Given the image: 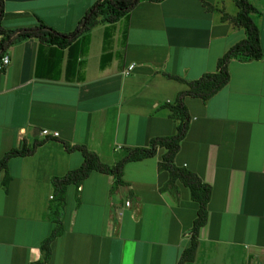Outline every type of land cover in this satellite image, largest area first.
Masks as SVG:
<instances>
[{
    "label": "crops",
    "instance_id": "obj_1",
    "mask_svg": "<svg viewBox=\"0 0 264 264\" xmlns=\"http://www.w3.org/2000/svg\"><path fill=\"white\" fill-rule=\"evenodd\" d=\"M98 0H3L0 25L19 31L42 22L72 33ZM230 0H165L140 3L114 25L111 61L101 70L104 24L90 31L83 80L67 81L66 52L31 38L7 48L0 70V161L11 150L2 186L0 172V264H178L190 246L197 205L178 179L159 169L163 150L123 170L124 185L92 173L64 200L53 178L82 164L84 146L106 165L127 149L173 136L178 122L164 108L245 38L222 21ZM233 4L234 1L232 0ZM253 6L262 58L229 63L230 80L203 102L187 97L190 124L174 159L211 188L206 224L199 229L194 259L185 264H264V0ZM220 11V12H219ZM133 64L128 76L123 71ZM49 136H43L42 131ZM57 133V136L52 134ZM129 202V206L126 203Z\"/></svg>",
    "mask_w": 264,
    "mask_h": 264
},
{
    "label": "trees",
    "instance_id": "obj_2",
    "mask_svg": "<svg viewBox=\"0 0 264 264\" xmlns=\"http://www.w3.org/2000/svg\"><path fill=\"white\" fill-rule=\"evenodd\" d=\"M165 0H98L83 16L76 29L72 33L61 34L48 28L42 22L35 27L19 31L5 30L0 25V61L11 45L23 42L27 39H37L39 47L47 46L62 52H66V79L67 81L83 80L79 70L85 66V58L90 46V31L98 24H104L102 56L100 69H105L111 61V39L114 25L122 18L126 17L130 11L140 3H161ZM237 13L234 17L222 14V21H229L235 28L242 29L245 38L232 46L224 56L219 59L216 71L203 75L194 81H185L178 77H167L184 84L186 90L177 95L173 104H166L170 112V118L178 122L177 133L168 137H157L151 139L147 147L127 149L125 156L113 165H106L100 158L84 146H69L65 144L68 153L79 152L82 156V164L79 168L71 170L61 178H53L51 183L54 189V196L60 202L64 200L65 190L73 186L78 188L90 174L99 173L109 175L114 178V188L124 185L122 181L123 170L129 163L140 162L153 158L158 150H163L159 169L167 171L172 180L178 179L190 192V197L197 205L196 218L193 222L190 237V246L185 249L178 264L192 262L198 244L199 229L206 224L207 205L211 196V188L202 183L201 179L185 169L177 168L174 159L179 152L180 144L184 140L189 124L190 116L184 104L187 97L199 99L203 102L209 100L224 88L229 80L230 74L228 66L230 61H258L262 58V48L260 44V31L254 21V16L258 14L256 8L248 0H233ZM3 0H0V20L3 14ZM220 12V11H219ZM41 143H34L30 149L25 147L20 150H11L0 161V172L5 171L2 186L5 188L9 181L6 171V164L10 158L26 157L34 153ZM54 231L41 247L43 260L37 264H43L50 256V244L56 236Z\"/></svg>",
    "mask_w": 264,
    "mask_h": 264
},
{
    "label": "built area",
    "instance_id": "obj_3",
    "mask_svg": "<svg viewBox=\"0 0 264 264\" xmlns=\"http://www.w3.org/2000/svg\"><path fill=\"white\" fill-rule=\"evenodd\" d=\"M8 63H9V58L6 57V56L2 57V59L0 61V70L3 69L6 65H8ZM133 67H134L133 64L129 65L128 68L123 71V75L128 76L129 73L131 72V70L133 69ZM41 134L43 136H49L50 135L48 133V131H46V130L45 131H42ZM52 135L56 137L57 136V133H54ZM126 206H129V202L126 203Z\"/></svg>",
    "mask_w": 264,
    "mask_h": 264
},
{
    "label": "rangeland",
    "instance_id": "obj_4",
    "mask_svg": "<svg viewBox=\"0 0 264 264\" xmlns=\"http://www.w3.org/2000/svg\"><path fill=\"white\" fill-rule=\"evenodd\" d=\"M252 5L253 4H256L257 1H261V0H248ZM227 9H228V12L232 13V12H236V7H235V4H233L232 0L230 1H227ZM187 88V87H186ZM185 88V90H186Z\"/></svg>",
    "mask_w": 264,
    "mask_h": 264
}]
</instances>
